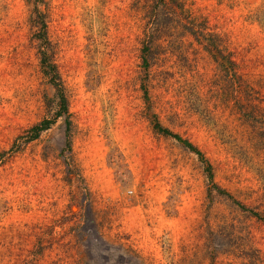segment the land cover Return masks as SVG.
Segmentation results:
<instances>
[{
    "label": "rangeland",
    "instance_id": "1",
    "mask_svg": "<svg viewBox=\"0 0 264 264\" xmlns=\"http://www.w3.org/2000/svg\"><path fill=\"white\" fill-rule=\"evenodd\" d=\"M0 264H264V0H0Z\"/></svg>",
    "mask_w": 264,
    "mask_h": 264
},
{
    "label": "trees",
    "instance_id": "2",
    "mask_svg": "<svg viewBox=\"0 0 264 264\" xmlns=\"http://www.w3.org/2000/svg\"><path fill=\"white\" fill-rule=\"evenodd\" d=\"M41 25H42L41 26L42 31L44 32L45 37H47L46 23H45L44 19L41 20ZM42 64L45 67V71L48 74L52 75L51 80L53 81L54 86L56 87V91H57L56 94H57V97L59 99V110L57 111L56 116L54 118H51V119L45 118V119L41 120L40 122L34 124L30 128L31 136H29V137L31 140L38 138L39 135L41 134V132L49 129L55 123V121L58 117L64 116V115H66L67 133H68V137H69V131H70V127H71V119L69 118L68 98L65 94L64 87H63L62 83L59 81V74L56 71V66L53 63L49 62L46 52H44V57L42 58ZM154 127L159 132H161L165 135H172L178 141L182 142L191 151L195 152L200 157V160H202V162L205 165V172H206V174L210 180V183H212V185L219 192L225 191L214 182V173H213L212 164L208 161L205 154L194 143H192L190 140H188L186 138H183L179 134H174L171 130H169V128L162 126L159 122H155ZM67 145L70 146V140L69 139H68ZM235 201L239 205H241L242 207H246L244 204H242L238 200H235Z\"/></svg>",
    "mask_w": 264,
    "mask_h": 264
}]
</instances>
